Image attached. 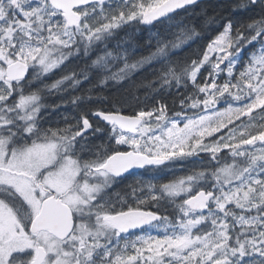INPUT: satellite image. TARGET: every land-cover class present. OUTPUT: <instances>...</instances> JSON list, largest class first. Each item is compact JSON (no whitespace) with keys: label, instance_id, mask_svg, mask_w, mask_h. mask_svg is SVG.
<instances>
[{"label":"snow or ice","instance_id":"6c2138e0","mask_svg":"<svg viewBox=\"0 0 264 264\" xmlns=\"http://www.w3.org/2000/svg\"><path fill=\"white\" fill-rule=\"evenodd\" d=\"M0 264H264V0H0Z\"/></svg>","mask_w":264,"mask_h":264}]
</instances>
